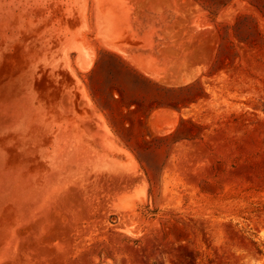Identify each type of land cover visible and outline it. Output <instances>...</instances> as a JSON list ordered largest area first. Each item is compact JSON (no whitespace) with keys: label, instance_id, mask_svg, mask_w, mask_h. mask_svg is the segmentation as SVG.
<instances>
[{"label":"rangeland","instance_id":"1","mask_svg":"<svg viewBox=\"0 0 264 264\" xmlns=\"http://www.w3.org/2000/svg\"><path fill=\"white\" fill-rule=\"evenodd\" d=\"M0 264H264V0H0Z\"/></svg>","mask_w":264,"mask_h":264},{"label":"bare ground","instance_id":"2","mask_svg":"<svg viewBox=\"0 0 264 264\" xmlns=\"http://www.w3.org/2000/svg\"><path fill=\"white\" fill-rule=\"evenodd\" d=\"M98 5V4H97ZM101 29V28H100ZM100 42H101V40H100ZM103 46V45H102ZM110 47V46H109ZM137 56V55H136ZM137 60V59H136ZM142 60V59H141ZM94 61V60H93ZM84 62V61H83ZM148 75V74H147ZM47 119V118H46ZM73 125V124H72ZM47 127V126H46ZM48 128H49V124H48ZM50 128H52V127H50ZM68 129V128H67ZM73 134V133H72ZM68 137V136H67ZM72 138V137H71ZM84 138V137H83ZM86 138V137H85ZM69 139V138H68ZM34 168V167H33ZM32 170V169H31Z\"/></svg>","mask_w":264,"mask_h":264}]
</instances>
